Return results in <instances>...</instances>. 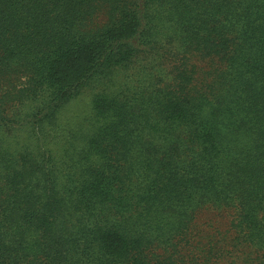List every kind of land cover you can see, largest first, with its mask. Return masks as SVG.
Wrapping results in <instances>:
<instances>
[{
  "label": "trees",
  "instance_id": "16d2710c",
  "mask_svg": "<svg viewBox=\"0 0 264 264\" xmlns=\"http://www.w3.org/2000/svg\"><path fill=\"white\" fill-rule=\"evenodd\" d=\"M0 264H264V0H0Z\"/></svg>",
  "mask_w": 264,
  "mask_h": 264
}]
</instances>
